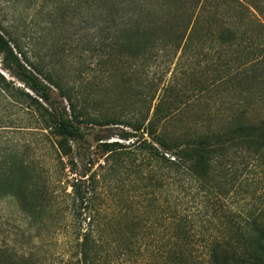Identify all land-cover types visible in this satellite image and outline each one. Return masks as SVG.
Masks as SVG:
<instances>
[{
	"label": "trees",
	"instance_id": "obj_1",
	"mask_svg": "<svg viewBox=\"0 0 264 264\" xmlns=\"http://www.w3.org/2000/svg\"><path fill=\"white\" fill-rule=\"evenodd\" d=\"M35 2L28 24L0 14V65L19 84L0 73V130L33 113L58 179L9 147L0 189L39 228L68 215V238L65 255L1 247L0 264H264V0ZM151 64L177 68L156 80ZM112 123L139 137L102 143L101 174L65 161Z\"/></svg>",
	"mask_w": 264,
	"mask_h": 264
},
{
	"label": "rangeland",
	"instance_id": "obj_2",
	"mask_svg": "<svg viewBox=\"0 0 264 264\" xmlns=\"http://www.w3.org/2000/svg\"><path fill=\"white\" fill-rule=\"evenodd\" d=\"M43 1L44 0H36V8ZM10 2L14 3V9L12 10L7 9L8 5L5 0H0V14L7 18L13 16L17 24L21 22L28 24L35 11L34 9L26 11L23 8L25 5L31 3V0H10ZM95 65L96 64H86V68L87 70L88 68L92 69ZM176 65L177 64H151L149 71L152 74L151 76L156 80L166 71V77L164 78V80H166L170 77L171 72H176ZM79 66L81 65L76 64L77 68H79ZM0 73L8 80L12 79L9 72L4 70L1 65ZM12 80L16 86H19L16 80ZM210 96L211 99L209 101L211 102L209 104L212 105V93ZM210 108L212 110V107ZM197 109L198 107L196 110ZM203 110L204 108H201L197 111L201 112ZM188 115H190L189 112ZM0 118H2L3 122H8L9 120V117L5 116L3 113H0ZM11 119L13 127L0 130V152L8 150L9 147H14L16 150L15 160L26 162L29 166L38 169L44 168V170L47 171L45 175L49 179V182L55 183L58 179L56 172L58 171L57 167H59V164L51 157V152L49 150L45 156L42 155L40 151L42 143L39 137V129L34 128L36 116L33 115V113L20 109L13 113ZM138 137L139 133H134V131L123 124L112 123L105 126H91L85 128L84 142L70 141L72 153L70 157L65 158V161L67 162L72 159L75 165H77L76 168L78 172L91 170V172L101 174L105 160V153L102 150L101 144L118 143L130 146L133 142H136ZM66 168L65 166L64 173L60 176V187L56 189L57 192L62 191L63 188L67 189V179L72 176L71 171H68ZM69 221L70 217L64 214L60 227L39 228L31 222L26 213L21 211L15 197L12 196L11 193L0 189V248L6 246L18 254L28 255L34 252L37 247L43 243L44 246L47 244L49 245L48 251L45 253L47 257L50 254L57 256L59 253L62 254L63 248L65 247L68 238L65 226L69 224Z\"/></svg>",
	"mask_w": 264,
	"mask_h": 264
}]
</instances>
